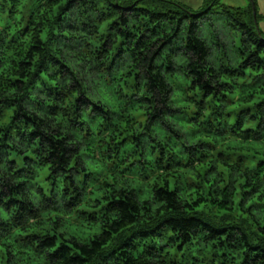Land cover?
Instances as JSON below:
<instances>
[{
  "label": "clouds",
  "instance_id": "9594fccd",
  "mask_svg": "<svg viewBox=\"0 0 264 264\" xmlns=\"http://www.w3.org/2000/svg\"><path fill=\"white\" fill-rule=\"evenodd\" d=\"M0 264H264V0H0Z\"/></svg>",
  "mask_w": 264,
  "mask_h": 264
}]
</instances>
